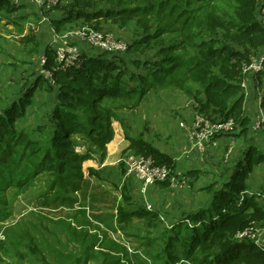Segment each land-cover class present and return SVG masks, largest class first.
Listing matches in <instances>:
<instances>
[{
  "label": "trees",
  "instance_id": "trees-1",
  "mask_svg": "<svg viewBox=\"0 0 264 264\" xmlns=\"http://www.w3.org/2000/svg\"><path fill=\"white\" fill-rule=\"evenodd\" d=\"M261 2L73 0L63 8L65 11L60 18L53 19L55 22L52 20L56 32L76 24L80 19L90 26H93V20L109 21L119 27L135 23L144 33L138 40L128 43L125 53L132 49L138 55L146 51L153 53V58L148 60L135 57L136 67H143L144 70L136 71L134 68L128 74L117 54L108 56L100 53L82 55L77 65L54 71L56 83L52 85L58 87L52 112L55 128L44 130L45 140L30 138L26 143L38 157L36 164L49 171L51 189L56 190L58 197L63 195V201L74 200L73 191L81 190V208L77 211L85 218L84 223H92L93 219L103 223L105 219L101 208L108 205L110 200L106 197L108 193L99 192L92 180L84 179L83 173L78 171L81 165L75 162L90 155H74L72 137L81 134L89 150L96 145L104 147L109 144L115 137L113 123L119 121L124 124L123 114L119 111L131 105L128 100L132 97L139 102L151 90L178 91L192 98L196 111L211 120L233 118L239 122L240 128L231 135L249 131L252 120L245 110L243 67L264 51V6L261 7ZM98 4L102 5L98 7ZM22 6L13 3V0H0V21L4 20L3 16L20 11ZM31 15L38 19L35 14ZM29 16L23 14L20 18L28 21ZM205 35L208 39H203ZM29 41L34 42L31 50H40L41 43L35 35ZM46 55V66L51 68L55 52L50 45L46 47ZM43 76L0 113V149L10 154L8 156L16 155L18 144L26 140L23 134H19L17 117L23 115L32 103L33 93ZM258 77L263 90L264 109V71L258 73ZM128 80L133 83L132 86L127 84ZM127 138L130 144L125 152L151 156L157 164L171 168L172 175H181L178 172L179 164L171 154L160 150L143 136L127 135ZM247 154L246 161L251 164H244L243 159L241 163L239 161V168L231 173V179L222 182L219 187L215 181L202 187V190L211 193L208 202L197 210L182 214L173 226L176 235L170 236L167 241L161 238L157 243L156 237H152L156 236L154 227L159 224L161 210H150L139 201H133L127 188L121 190L122 199L119 200V196L116 199L117 221L130 236L141 235L134 227L135 220L140 222L146 231L140 238H144L145 244L161 264L181 263L182 259L195 264H264L263 249L251 240H238L235 237L238 231L253 224H264V204L258 200L256 193L246 192L245 183L253 171V165L264 161V153L251 147ZM3 162L8 164L6 159ZM9 170L8 165L6 172ZM199 171L197 168L187 169L183 174L198 179ZM95 174L99 175L97 172ZM127 178L138 181L133 177ZM170 183V179L157 182L160 189L171 187ZM58 204V201L50 203L52 207ZM51 221L61 222L60 227L65 228L64 239L75 235L76 240L72 239L70 247L76 245V241L79 245L80 234L70 221ZM183 229H186L185 236L181 237L179 234ZM95 235L92 241L83 242L82 248L69 250L59 259L52 254V259L66 258L71 260V264H84L85 260V264H90L88 261L96 258L100 259L99 264H125L123 261L127 257L128 264H145L142 259L144 253L138 249L130 253V248L113 237L100 235L101 243L99 235ZM58 240L62 242L63 238ZM97 241L103 248H96ZM2 248L3 241L0 240Z\"/></svg>",
  "mask_w": 264,
  "mask_h": 264
},
{
  "label": "rangeland",
  "instance_id": "rangeland-1",
  "mask_svg": "<svg viewBox=\"0 0 264 264\" xmlns=\"http://www.w3.org/2000/svg\"><path fill=\"white\" fill-rule=\"evenodd\" d=\"M72 1L60 0L59 4L41 13V16L46 14L47 18H49V15L54 11H57V14L58 11H65L63 8L71 4ZM13 3L17 4V0H13ZM101 5L98 4V7ZM263 6L264 0L261 2V7ZM29 14V20L25 21L20 18L23 12H11L9 15H6L7 17L3 16L4 21H6L5 24H0V113H3L16 98L18 99L22 93L26 92L31 84L41 78V58L43 54H41L40 50H31L34 42H28V40L33 35L39 40L38 35L40 34V38L43 41L49 30H52L53 34L55 33L53 23L56 20L51 19V24H47L44 30H40L38 28L39 24H41L39 23V14H35L38 17L37 19L31 15L34 13H24V15ZM86 23L83 19H80L76 21L75 25L82 26L81 24ZM91 24L93 27H99L100 30L114 33L129 44L138 40L142 33H144L143 29L135 23L119 27L109 21L93 20ZM66 28H69V26ZM218 37L222 39L221 36ZM203 39H208V36L205 35ZM51 48L56 52L58 45L54 44ZM82 48V55H96L100 53L112 56V54L100 47L89 44H82ZM44 55H46V47ZM152 55L151 51L138 55L132 49L127 53L117 54L116 57H119L123 61V69L128 74L130 69L132 71L134 68L136 71L144 70L143 67H136L134 63L135 57L148 60L149 58H153ZM261 71H264V65ZM251 79L253 77L247 78L245 74L242 82L244 93L247 91L248 83ZM245 81L247 82V86L244 85ZM257 81L260 83L258 73ZM127 84L129 86L133 85L129 80ZM256 86L254 87L253 85L255 91ZM260 88L262 89L261 85ZM57 92L58 87L55 88L43 76L41 84H38L37 89L33 93L32 103L24 110L23 115L21 114L17 117L16 125L19 129V134H23L26 140L23 139L18 144L16 155L8 156L10 154H5L0 149V157H2L0 159V240L3 241V248L0 249V264H71V260H67L66 258L53 260L52 254L59 259L64 254L66 255L69 250L75 251L77 247L82 248L83 242L88 243L92 241V237L96 238L95 233L99 235V241L101 235L102 237H113L122 242L130 248V253H132L133 249H138L144 253L142 259L145 264H161L155 259L154 252L152 253L151 249L145 244L144 238H140L146 233L140 222L135 220L134 227L137 230L136 232L141 235L130 236L123 231V228H121L117 221L116 199L118 200V196L119 200L122 199L121 190L127 188V192L129 191L132 200L139 201L146 208L147 205H151L152 209L150 210L155 208L161 210L159 224L154 227L156 236L152 234L154 235L152 237H156L157 243L161 238L167 241L170 236L176 235L173 226L178 223V218L180 219L182 214L185 215L188 211L197 210L208 202L211 193L202 190V187L212 181H215L218 187L222 182L231 179V173L239 168L242 159L245 162L244 164H251L246 161L247 153L251 147L257 148L264 153V133L261 131L257 132L258 130L254 129L255 123H253L256 119L258 120L263 117L262 109L258 105V111L251 121L249 131L240 133L239 135L236 134L237 137L243 138L244 142L240 163L236 162L237 159L234 152H231L230 156L226 159V155L229 153L228 149L232 146L230 143L228 148L222 149V154L218 158L216 157L218 160L217 165H219L218 171L214 173L205 170L199 171L197 177L199 181L196 183L197 179H195L191 184V181H187L190 176L183 174V172L187 171V169H196L193 167H198V165L182 162L179 163L180 168L178 170L181 175L176 178V181L179 183L178 186L167 189L158 188L154 193L146 190V194H143L140 191V182L137 181L135 183L132 179L125 177L124 160L128 158V155L133 154V151L129 154L125 152V149L130 144L127 135L133 137L143 136L160 150L172 152L174 157L180 156L182 158V156H186L183 154L186 147L180 148L181 151L177 153L172 149L173 143L171 144V142L176 137L172 134L174 131L173 127L178 125L181 128L180 122L186 123V120L177 115L178 98L181 95L178 91L171 93L169 91L159 90L156 92L151 90L139 102H137L136 97H132L128 100L131 105L125 106L119 111L123 114L124 124H121L123 122L119 121H114L113 123L115 137L112 142L104 147L96 145L92 150H89V146L81 134H75L72 137L74 144L73 154L79 157L90 155L82 161L75 162L76 165H81L78 171L83 173L84 179L90 178L99 192L108 193L106 197L110 200L108 205H104L101 208L105 219L103 223L96 222L95 219L92 220V223H84L86 222L84 221L85 218L77 211V209L81 208V190L76 189L73 191L74 200L63 201V195L58 197L56 190L51 189L49 171L45 170L43 166L36 164L38 157L33 154L28 143H26L30 138L41 141L45 140L44 136H46V133H44V130L55 128L53 126L55 120H52V112L57 101ZM190 99L193 101L192 98ZM256 100L260 102L259 97ZM236 123L238 130L240 123ZM233 142L234 140H232ZM203 157H205L203 154H194L190 157L189 161L194 158L200 159ZM5 159L8 161V164L7 162H3ZM8 165L10 170L7 173L6 169ZM96 172L99 175L95 174ZM245 183L246 192L256 193L258 200L264 204V161L253 165V171L247 176ZM148 195H151L152 198ZM54 201H58L57 207L50 205ZM46 217H50V219H45ZM60 219L70 221L72 226L79 232V245L76 241V245L70 247L72 239L76 240L75 235L64 239L66 237L64 233L65 228L60 227L61 222L54 223L51 221ZM257 228L260 244L255 243L264 246V224L257 223ZM84 229L87 230V232L85 231L86 233L82 232ZM185 230L183 229L179 236H185ZM59 235L63 238L62 242L58 240L61 239L58 238ZM99 241L95 244L97 249L103 248L99 244ZM124 259L123 262L128 264L127 257ZM182 260L180 261L181 263L176 264H195L187 259ZM83 262L85 264V260ZM88 262L90 264H99L100 259L93 258Z\"/></svg>",
  "mask_w": 264,
  "mask_h": 264
},
{
  "label": "built area",
  "instance_id": "built-area-1",
  "mask_svg": "<svg viewBox=\"0 0 264 264\" xmlns=\"http://www.w3.org/2000/svg\"><path fill=\"white\" fill-rule=\"evenodd\" d=\"M33 3L39 6L41 13L48 11L60 3V0H32ZM43 17V16H42ZM70 25L69 28H63L61 32L54 33L53 42L58 45L55 52L54 64L51 68H47L46 64L48 56L43 55L41 58V73L48 79L51 84H55L54 71L58 69L66 70L71 66L77 65L81 60L83 54L82 44H89L91 46L100 47L110 54H121L128 50V42L119 36L109 31H103L96 27L81 24ZM264 65V51L258 56L252 58L250 64H245L243 73L248 77H257V73L263 69ZM247 86V82H244ZM255 98L260 99L258 102L259 108L262 109L263 117L256 119L254 129L264 133V109L262 108L263 90L260 88L259 81L256 80ZM181 126L186 128L189 147L184 150L183 154L187 155L193 151L201 154L206 153L211 146H214L217 139L222 136H230L236 132L237 123L233 118L226 121H213L205 115L196 112L192 123L185 125L181 122ZM253 129V128H252ZM253 129V130H254ZM234 145L229 147V153L226 159L233 152ZM124 160L125 172L127 177H133L141 182L140 191L146 194L151 186L156 185L157 182H162L167 179L171 181V187L178 186L176 181L177 176L172 175L171 168L167 165H159L153 157L144 154H130ZM229 160V159H228ZM148 209H152L151 205H147ZM238 240H251L260 244L259 232L257 224H253L244 230L237 232L235 236ZM256 244V245H258ZM264 249L263 245H258Z\"/></svg>",
  "mask_w": 264,
  "mask_h": 264
},
{
  "label": "crops",
  "instance_id": "crops-1",
  "mask_svg": "<svg viewBox=\"0 0 264 264\" xmlns=\"http://www.w3.org/2000/svg\"><path fill=\"white\" fill-rule=\"evenodd\" d=\"M17 4L23 5V9H20V12H23V14H27V13H34V14H39L40 18H39V24L40 26L38 27L40 30H44L47 27V24H51V19H58L63 15L64 11H54L49 15V18H47V15H43V17L41 16V10L39 8L38 5H36L35 3L32 2V0H17ZM46 12V11H45ZM6 21H2L0 22L1 25L5 24ZM53 28V26H52ZM39 34V33H38ZM39 38V42L41 43V47H40V52L41 54L44 55L45 53V47H47V44L49 45H54L55 43L53 42V38H54V34L52 33V30L48 31L47 36L45 37V39L42 41V39L40 38V34L38 35ZM43 49V50H42ZM255 80H257V77H253V79H251V81L248 83V88L246 93V98H245V110L246 113L250 116L251 120L254 119V116L256 115L257 111H258V102L255 98V89L254 87L256 86V82ZM254 85V87H253ZM180 94V93H179ZM178 112L177 115L179 117H182L186 120L185 125L187 126L188 124L190 125L192 123V121L195 118V110H196V104L194 103V101H192L190 99L189 96H185V95H180V97L178 98ZM195 104V105H194ZM183 122V121H181ZM181 122H180V126H181ZM182 128V129H181ZM178 127V125L173 127V135H175V139L171 142L172 144V149L174 151H176L177 153H179L181 151V149H183L184 147H186L185 149H187L189 147V143H188V138H187V131L185 127L181 126ZM242 137V136H241ZM236 139V141H235ZM232 140H234V142L232 143ZM231 143V145H234L233 148V152L235 155V158L237 159L236 162L238 163L241 159V154H242V148L243 147V138L237 137L235 134L234 135H230V136H222L219 139H217L216 143L214 144V146H211L208 150L207 153L203 154L205 155V157L203 158H194L191 161H189L190 157H192L194 154H199V152L193 151L191 152L189 155L187 154L186 156H182V158L179 157H174V155H172V152H166L168 154H171L174 159L177 161V163H191V164H196L198 165V167H193V168H198L201 169L200 171H207V172H215L218 171V160L217 158L222 154V149H227L228 145ZM237 146V147H236ZM181 148V149H180ZM180 149V150H179ZM163 151V150H162ZM237 152V153H236ZM134 154V153H133ZM239 154V155H237ZM217 157V158H216ZM182 160V161H180ZM198 162V163H197ZM180 168V166L178 167ZM125 177L126 176V172H125ZM137 180V179H135ZM195 180L194 178H189V181H193ZM188 181V180H187ZM187 181H182V182H187ZM199 181V179H197L196 183ZM135 182V181H134ZM137 183V182H135ZM171 184V183H170ZM171 186V185H170ZM219 187V186H218ZM159 188L158 185H153L150 187V191L151 192H155L157 191V189ZM152 198L151 195H148Z\"/></svg>",
  "mask_w": 264,
  "mask_h": 264
},
{
  "label": "bare ground",
  "instance_id": "bare-ground-1",
  "mask_svg": "<svg viewBox=\"0 0 264 264\" xmlns=\"http://www.w3.org/2000/svg\"><path fill=\"white\" fill-rule=\"evenodd\" d=\"M261 248V247H260ZM261 249H263V248H261ZM264 250V249H263Z\"/></svg>",
  "mask_w": 264,
  "mask_h": 264
}]
</instances>
